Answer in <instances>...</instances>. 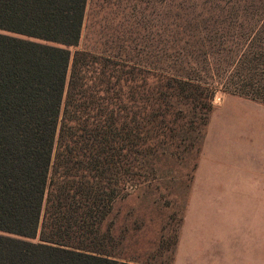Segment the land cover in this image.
Instances as JSON below:
<instances>
[{"label":"trees","instance_id":"trees-1","mask_svg":"<svg viewBox=\"0 0 264 264\" xmlns=\"http://www.w3.org/2000/svg\"><path fill=\"white\" fill-rule=\"evenodd\" d=\"M224 4L192 32L176 22L135 67L113 63L95 91L75 76L67 86L70 63L92 58L69 50L87 0H0V264H137L102 231L120 193L144 163L200 146L218 91L264 104V14L232 17Z\"/></svg>","mask_w":264,"mask_h":264},{"label":"rangeland","instance_id":"rangeland-1","mask_svg":"<svg viewBox=\"0 0 264 264\" xmlns=\"http://www.w3.org/2000/svg\"><path fill=\"white\" fill-rule=\"evenodd\" d=\"M221 3H225L223 8L234 3V9L221 10L232 17L264 14V0H87L79 44L69 50L73 55L85 53L102 61L95 65V59L90 58L77 66L72 61L67 86L75 76L74 82L87 81V88L96 91L97 77L103 78L101 72L112 69L113 63L120 72L123 69L119 66L127 62L135 67L138 55L155 37L166 39L174 24L182 20L188 32L194 30L189 25L193 20L199 22V28L204 27V21L211 18L206 15ZM252 33L253 29L246 32ZM67 91L68 87L64 101ZM86 93L90 95L88 90ZM203 133L200 146L190 148L187 141L186 148L178 147L172 155L144 163L148 170L134 180L136 187L120 193L102 224V231L112 238L110 253L138 264H170L189 192L199 173L245 172L252 170L256 159L263 161L264 104L218 91ZM56 159L57 149L50 176L58 178L65 165H57ZM90 168L84 163L78 174L87 176ZM113 178L125 184L121 174Z\"/></svg>","mask_w":264,"mask_h":264},{"label":"crops","instance_id":"crops-1","mask_svg":"<svg viewBox=\"0 0 264 264\" xmlns=\"http://www.w3.org/2000/svg\"><path fill=\"white\" fill-rule=\"evenodd\" d=\"M252 167L199 173L170 264H264V159Z\"/></svg>","mask_w":264,"mask_h":264}]
</instances>
